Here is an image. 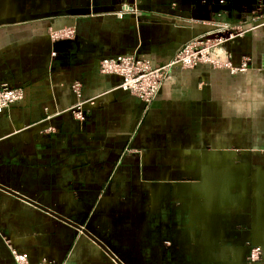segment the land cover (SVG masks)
Wrapping results in <instances>:
<instances>
[{"label":"crops","instance_id":"crops-1","mask_svg":"<svg viewBox=\"0 0 264 264\" xmlns=\"http://www.w3.org/2000/svg\"><path fill=\"white\" fill-rule=\"evenodd\" d=\"M134 1L0 0V86L23 92L0 114V264L11 248L32 264H264L246 246L264 250V8ZM219 9L245 31L227 46L244 72L175 69L145 107L98 71L124 54L161 66Z\"/></svg>","mask_w":264,"mask_h":264},{"label":"built area","instance_id":"built-area-1","mask_svg":"<svg viewBox=\"0 0 264 264\" xmlns=\"http://www.w3.org/2000/svg\"><path fill=\"white\" fill-rule=\"evenodd\" d=\"M120 4L118 14H134L136 6L134 0H117ZM213 3L224 4L225 0H213ZM264 8V0H256L252 12H259ZM245 12V10H244ZM226 10H215L207 21L208 29L185 42L174 55L161 66H152L147 58L134 54H124L104 57L98 61V71L105 75H116L120 78L118 88L129 92L148 107L159 94L163 84L171 77L175 69H186L200 64H209L218 69H226L231 74L244 72L246 62L234 65L229 58L228 44L236 37L245 33L231 22L223 20ZM71 29L65 28L49 32L52 39L70 37ZM72 92L81 97V83L74 81ZM23 98L19 87L0 86V114ZM92 106L90 101H79L70 107L69 112L77 119H83L87 110ZM11 254L16 264H32L27 252L11 248ZM264 250L259 245H249L248 258L250 261L259 260ZM34 264H56L52 260L41 257Z\"/></svg>","mask_w":264,"mask_h":264},{"label":"flooded vegetation","instance_id":"flooded-vegetation-1","mask_svg":"<svg viewBox=\"0 0 264 264\" xmlns=\"http://www.w3.org/2000/svg\"><path fill=\"white\" fill-rule=\"evenodd\" d=\"M249 245H251V244H249V243L246 244L247 248L249 247Z\"/></svg>","mask_w":264,"mask_h":264}]
</instances>
